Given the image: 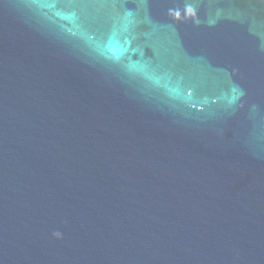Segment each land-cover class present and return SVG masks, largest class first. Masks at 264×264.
I'll list each match as a JSON object with an SVG mask.
<instances>
[{
    "label": "water",
    "instance_id": "obj_1",
    "mask_svg": "<svg viewBox=\"0 0 264 264\" xmlns=\"http://www.w3.org/2000/svg\"><path fill=\"white\" fill-rule=\"evenodd\" d=\"M0 264H264V0H0Z\"/></svg>",
    "mask_w": 264,
    "mask_h": 264
}]
</instances>
